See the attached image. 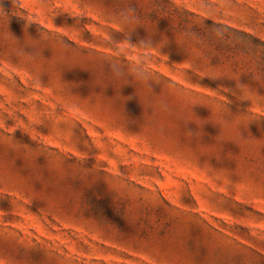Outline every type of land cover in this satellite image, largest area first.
<instances>
[{
    "label": "rangeland",
    "instance_id": "374dc122",
    "mask_svg": "<svg viewBox=\"0 0 264 264\" xmlns=\"http://www.w3.org/2000/svg\"><path fill=\"white\" fill-rule=\"evenodd\" d=\"M226 28L264 42V0H0V264H264V75L214 62Z\"/></svg>",
    "mask_w": 264,
    "mask_h": 264
},
{
    "label": "trees",
    "instance_id": "16d2710c",
    "mask_svg": "<svg viewBox=\"0 0 264 264\" xmlns=\"http://www.w3.org/2000/svg\"><path fill=\"white\" fill-rule=\"evenodd\" d=\"M226 29L228 31L227 36H225V39L217 40L214 48V62H231L236 70L243 65V67L249 68L250 71H252L254 64L256 66L255 74L264 75V42L255 39L249 34L240 33L231 28ZM194 30L200 35L205 36L208 34L202 27L194 26ZM231 34L240 35L246 42H232L230 40ZM240 59L243 60V64H241L242 61ZM250 75H254V72L252 71Z\"/></svg>",
    "mask_w": 264,
    "mask_h": 264
}]
</instances>
